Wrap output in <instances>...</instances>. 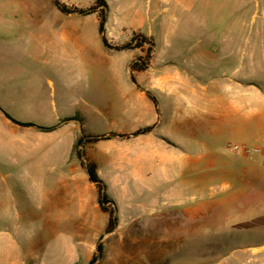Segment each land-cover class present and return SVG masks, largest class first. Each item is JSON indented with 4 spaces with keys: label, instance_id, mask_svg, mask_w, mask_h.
Listing matches in <instances>:
<instances>
[{
    "label": "rangeland",
    "instance_id": "obj_1",
    "mask_svg": "<svg viewBox=\"0 0 264 264\" xmlns=\"http://www.w3.org/2000/svg\"><path fill=\"white\" fill-rule=\"evenodd\" d=\"M63 1L80 8L94 2ZM124 1L144 0H106L111 14ZM96 17L88 16L86 24L87 50L92 51L95 43L101 46ZM158 17L154 33L159 57L154 58L152 51L150 54L154 65L173 61L196 70H207L201 73L204 83L211 78L221 84L233 78L264 83V0H192L183 6H178L176 0H167L166 9ZM73 18L47 0H0V205L7 209L0 207V229L10 233L16 246L12 249L0 246V264H88L98 242L103 245V253L92 264H201L212 257L214 243H237L228 234L227 218L221 219L215 229L203 220L198 230L181 225L180 207L161 205L160 190L155 197L149 192L138 195L131 187L123 196L113 186H108L118 217L116 227L108 233L104 232L108 214L99 208L95 185L80 186L84 187L86 195L93 193L95 199L87 205L86 215L72 213L67 217L56 210L54 214L48 213L54 200L63 198L64 186L59 183L57 171L47 167V154L30 150L18 152V139L26 144L30 141L25 134L30 126L22 123H39L32 113L37 105L30 99H18V91L26 93L33 89L36 79L31 68L42 64L36 56L62 48L54 36L66 32L68 20ZM70 33L78 34L73 25ZM162 44L165 47L160 51ZM101 48L102 53L93 55L101 62L99 69L104 74L115 62L121 65L129 57L128 52ZM147 48L145 44L143 50ZM64 49L70 55L72 67L81 64L83 55L78 52L75 40L71 39ZM18 66L26 70L19 84L15 70ZM41 87L48 91L46 80L41 81ZM43 101L41 106L53 113L48 94ZM80 105L70 100L64 107L69 111L66 115L80 114ZM255 107L258 105L250 102L237 111L248 116L244 138H237L231 129L219 126L217 121L214 137L200 136L205 145L221 154H215L214 166L200 165L193 172L192 177L198 178L197 184H183L185 203L195 202L191 196L205 200L213 186L223 194L219 186L252 157L230 150L229 144L264 148V106L257 110ZM227 110L223 105L215 107L216 114ZM4 119L10 124L3 123ZM83 123V132L85 127L96 133L108 128L107 121L94 123L90 116ZM258 154L262 165L255 172L264 177V158ZM75 208L72 203V212Z\"/></svg>",
    "mask_w": 264,
    "mask_h": 264
},
{
    "label": "crops",
    "instance_id": "obj_2",
    "mask_svg": "<svg viewBox=\"0 0 264 264\" xmlns=\"http://www.w3.org/2000/svg\"><path fill=\"white\" fill-rule=\"evenodd\" d=\"M47 1L54 5L53 0ZM191 1L176 0V3L183 6ZM60 2L76 6L63 0ZM166 2L124 1L113 14L109 7L104 26L107 40L123 43L129 40L133 31L140 32L152 41V55L158 58L154 26L158 23L160 12L166 9ZM64 14L74 18L68 20L66 32L54 36L62 48L37 55L42 64L31 68L36 79L33 89L26 93L18 91V99H30L37 105L32 109L38 118L37 125H55L47 131L34 126L28 127V130L23 127L26 136H29V144L18 139V152L30 150L32 153L47 154V167L57 171L59 183L64 186L63 198L55 199L48 213L54 214L56 210L59 215L67 217L72 213L86 215L87 205L95 200L93 193L86 195L84 187H80L94 184L89 181L86 169L73 148L83 132V121L90 116L94 123L107 121L108 128L96 133L87 131L85 127L82 158L95 165L107 193L108 186H113L123 196L131 187L137 190L138 195L149 192L155 197L160 190L161 205L179 206L181 225H190L191 229L198 230L200 220L215 229L221 219L227 218L228 234L237 243H214L212 257L201 264H264V177L255 172L262 165L257 155L261 153L264 158V148L246 159L236 172L230 173V178L218 188L224 191L223 194L215 191L213 186L212 193L205 200L191 196L195 202L185 203L182 189L183 184H197L198 178L192 177L193 172L200 165L214 166L215 154H221V151L205 145L200 137L202 134L214 137L216 121L219 126L231 129L237 138L246 136L248 116L237 111L240 112L250 102L258 107L264 106V83L247 78H233L222 84L211 78L204 83L201 73L207 70H196L173 61L156 66L152 59L146 69L132 73V80L129 65L137 55L142 54L141 49L145 45L120 51L107 49L128 52L129 57L121 65L115 62L104 74L99 69L101 62L93 55L103 52L102 41L101 46L94 44V51L87 50L86 43L87 17H96V13ZM96 22L98 25L97 17ZM71 25L78 34L70 33ZM71 39L76 41L78 52L83 55L77 67L71 66L70 55L64 49ZM162 47L165 44L160 46V51ZM15 70L18 72V84L22 83L25 68L18 66ZM44 80L48 91L41 87ZM47 94L54 107L53 113L41 106ZM70 100L81 103L80 114L66 115L69 111L64 107ZM216 105L220 108L225 106L228 112L216 114ZM68 117L71 119L62 121ZM2 122L10 124L6 119ZM145 127L149 128L146 132L132 134ZM110 133L116 135L108 136ZM100 135L105 137L91 138ZM72 203L76 207L73 212ZM0 207L7 210L5 205ZM69 225L70 222L67 227ZM0 246L16 248L15 240L7 230L0 229Z\"/></svg>",
    "mask_w": 264,
    "mask_h": 264
},
{
    "label": "trees",
    "instance_id": "obj_3",
    "mask_svg": "<svg viewBox=\"0 0 264 264\" xmlns=\"http://www.w3.org/2000/svg\"><path fill=\"white\" fill-rule=\"evenodd\" d=\"M53 2H54V5L57 7V9L63 13H79V14L87 15V14L96 12L97 17H98V25H97L98 32L100 34L102 44L106 49L120 51L123 49L138 48V47H142L145 44H148V48L146 50H143L142 48L141 49L142 54L137 55L129 65V70H130V75H131L132 80H134L132 76V73L134 71H141L148 67L153 43L151 40L147 39V37L144 36L142 33L133 31L131 33L129 40L123 43H110L107 40L105 36V28H104L106 17H107V12H108V4L106 0H94V2L86 8L66 5L60 2L59 0H53ZM69 119H71V117L64 118L62 119V121L69 120ZM78 119L79 121H82L80 117ZM22 124L26 126H34L42 131H47L55 127V125L42 126V125H37L33 123H22ZM148 129H149L148 127L141 128L139 130H136L132 134L136 135L139 133H144ZM112 135H116V134H113V133L108 134V136H112ZM83 137H86V135L82 132L81 135L75 141V144L73 147L74 152L77 155V157L80 159L82 166L85 167L86 172L88 174L89 181L92 182L96 187L97 203L100 209L103 212L108 214V219H107V222L104 228V232L108 233V232H111L118 223L116 204L106 192V185L99 178L95 165L82 158L83 156L82 138ZM104 137H105L104 135H100V136H92L91 138L95 140V139L104 138ZM102 253H103V245L101 242H98L96 244L95 252L90 257L88 264H92L96 260L101 258Z\"/></svg>",
    "mask_w": 264,
    "mask_h": 264
},
{
    "label": "built area",
    "instance_id": "obj_4",
    "mask_svg": "<svg viewBox=\"0 0 264 264\" xmlns=\"http://www.w3.org/2000/svg\"><path fill=\"white\" fill-rule=\"evenodd\" d=\"M229 149L236 152V153H240V154H244L246 156H253L255 154H257L260 151L259 147L253 146H247L245 144H229Z\"/></svg>",
    "mask_w": 264,
    "mask_h": 264
}]
</instances>
